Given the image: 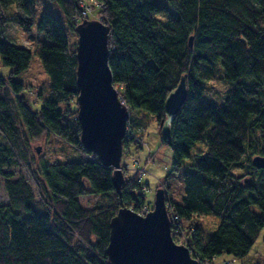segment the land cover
<instances>
[{
    "label": "trees",
    "instance_id": "trees-1",
    "mask_svg": "<svg viewBox=\"0 0 264 264\" xmlns=\"http://www.w3.org/2000/svg\"><path fill=\"white\" fill-rule=\"evenodd\" d=\"M52 1L73 40L57 17L42 13L37 31L48 40L38 41L37 54L49 81L32 110L19 95L24 84L12 77L28 66L31 52L4 40L2 29L11 19L28 27L34 0H0V61L11 67L0 75V188L7 196L0 203V264H112L105 251L110 218L122 206L139 211L145 205L136 174L117 193L112 167L79 141L74 27L90 14L109 25L107 62L129 109L122 155L141 138L134 131L144 122L135 111L152 112L160 128L167 93L186 78V97L165 143L172 154L162 186L173 239L185 231L184 244L200 263L213 264L223 252L246 254L264 228V168L251 163L255 154L264 156V0ZM216 77L232 82L219 103L203 97L207 80ZM43 133L79 158L33 160L29 141ZM196 141L206 151L182 166ZM244 164L250 170L230 171ZM9 167L25 170L37 193ZM175 181L179 201L168 195ZM89 194L95 199L85 207L80 197ZM195 215L216 216L219 223L208 233Z\"/></svg>",
    "mask_w": 264,
    "mask_h": 264
},
{
    "label": "water",
    "instance_id": "water-1",
    "mask_svg": "<svg viewBox=\"0 0 264 264\" xmlns=\"http://www.w3.org/2000/svg\"><path fill=\"white\" fill-rule=\"evenodd\" d=\"M74 30L77 34L79 141L85 150L95 154L100 163L112 167V185L120 193L125 180L121 157L129 109L114 86L107 62L109 25L100 19L84 18ZM191 41L192 36L189 37V45ZM186 93L183 75L164 100L165 118L160 127L162 143L171 136V122ZM251 163L254 167L264 168V156L255 154ZM105 251L112 264H201L185 244L176 243L173 239L162 187L155 190L153 206L145 214L126 206L118 208L109 221Z\"/></svg>",
    "mask_w": 264,
    "mask_h": 264
},
{
    "label": "rangeland",
    "instance_id": "rangeland-1",
    "mask_svg": "<svg viewBox=\"0 0 264 264\" xmlns=\"http://www.w3.org/2000/svg\"><path fill=\"white\" fill-rule=\"evenodd\" d=\"M34 4L35 11L33 22H31L28 27H24L17 21L11 19V14L14 9L13 7H10L7 13H9L11 21H8L2 29L4 40L23 46L31 52L28 66L21 72L13 74L12 77L24 84V87L19 92V95L23 97L25 103L32 110H36L40 107L41 102L37 96V92L42 86H47L49 81L48 75L44 71L37 54L38 41L48 40L43 34H40L37 31V24L42 13L48 12L57 17L68 31L69 40H73V34L68 30L64 14L54 1L34 0ZM85 8L88 11L91 10L88 6H85ZM90 18L98 19V17L93 14H90L89 19ZM10 69V66L4 65L0 61V75L7 76ZM231 85L232 82L224 78L216 77L209 79L207 80V89L204 91L203 97L219 103L227 95L228 89ZM135 112L138 115H141L144 122L143 127H139V130L134 131L135 133L140 134L141 138L138 140L139 142L137 144L129 142L127 151L121 157V164L125 165V167L122 168L124 177L136 174L137 178L139 177L141 179V184H143L142 193L145 195V205L143 206H147L148 204L146 203H149V209H151L153 206L155 190L159 187H163V177L170 167L172 150L168 144L162 143L161 141L160 128L156 125L155 115L152 112L143 109ZM61 145L62 142L55 136L43 133L40 137L33 138L29 141L30 155L33 160L37 161L39 159L79 158L80 154L73 152L72 147H63ZM37 148L39 149L38 152H36ZM205 151V143L203 141H196L191 147L189 155L184 158L182 166H185L192 161L194 153H204ZM61 152H65V155L61 156ZM5 170L10 171L13 174V178L19 174L27 178L33 190L37 193L36 187L25 170L17 167H9L5 168ZM248 170L250 169H248L245 164L230 168V171L233 173H243ZM180 187V182L175 181L171 194L168 193L172 200H180ZM94 199V195H85L80 197V203L85 207H90ZM6 202L7 196L3 187H1L0 203ZM251 209L255 212H259L258 207L255 205H252ZM193 218L196 222L200 223L206 230H208V233L213 231L219 223L217 217L212 215H195ZM173 220H175V218ZM185 224L186 222L183 223V225ZM184 232L185 231L181 230V232L176 235V243L184 244L186 238ZM263 238L264 228L260 230L246 254L242 256H235L224 252L219 253L214 258L213 264H264Z\"/></svg>",
    "mask_w": 264,
    "mask_h": 264
},
{
    "label": "built area",
    "instance_id": "built-area-1",
    "mask_svg": "<svg viewBox=\"0 0 264 264\" xmlns=\"http://www.w3.org/2000/svg\"><path fill=\"white\" fill-rule=\"evenodd\" d=\"M148 211L147 207L146 206H143L142 209H140L139 211H137V213L139 214H145L146 212ZM176 219V215H173L172 214V219Z\"/></svg>",
    "mask_w": 264,
    "mask_h": 264
},
{
    "label": "clouds",
    "instance_id": "clouds-1",
    "mask_svg": "<svg viewBox=\"0 0 264 264\" xmlns=\"http://www.w3.org/2000/svg\"><path fill=\"white\" fill-rule=\"evenodd\" d=\"M167 208V207H166ZM201 264H204V263H201Z\"/></svg>",
    "mask_w": 264,
    "mask_h": 264
},
{
    "label": "bare ground",
    "instance_id": "bare-ground-1",
    "mask_svg": "<svg viewBox=\"0 0 264 264\" xmlns=\"http://www.w3.org/2000/svg\"><path fill=\"white\" fill-rule=\"evenodd\" d=\"M163 188V187H162Z\"/></svg>",
    "mask_w": 264,
    "mask_h": 264
}]
</instances>
